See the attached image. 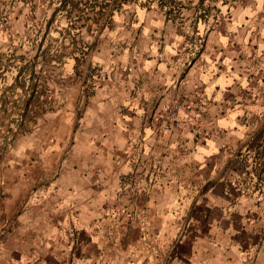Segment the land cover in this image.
Returning a JSON list of instances; mask_svg holds the SVG:
<instances>
[{"label": "crops", "instance_id": "obj_1", "mask_svg": "<svg viewBox=\"0 0 264 264\" xmlns=\"http://www.w3.org/2000/svg\"><path fill=\"white\" fill-rule=\"evenodd\" d=\"M182 1L171 19L137 11L141 37L78 123L75 110L60 115L0 158V264H264V180L261 195L236 180L258 174L239 165L264 147V75L234 60L208 0ZM241 33L264 59V23ZM246 89L259 99L231 105ZM173 100L191 110L162 132L154 120Z\"/></svg>", "mask_w": 264, "mask_h": 264}, {"label": "rangeland", "instance_id": "obj_2", "mask_svg": "<svg viewBox=\"0 0 264 264\" xmlns=\"http://www.w3.org/2000/svg\"><path fill=\"white\" fill-rule=\"evenodd\" d=\"M147 1L0 0V158L11 150L14 142L19 138L49 121L57 120L60 115L67 116L75 110L77 123L83 118L89 99L93 97L96 89L105 82V79L114 77L117 73V56L124 51V47H128V44L133 46L141 37L140 28L133 27L135 21L139 25L135 17L137 11L149 7ZM221 1L217 0L216 4L219 5ZM230 1L227 3L230 7L228 12L226 7L221 10L222 14L221 11L212 10L214 17L211 20L214 24L217 22V29L225 30V34L228 35L230 46L236 53L234 60L241 63L249 59L252 66L250 74L264 75V59L256 52L257 50L249 53L243 49L247 37L245 39L244 34L241 33L248 22H255L256 26L258 23H264V0H234L231 4ZM207 4L212 3L208 0ZM123 29L129 30L130 33L127 34L130 37L120 36L121 32L117 31ZM188 34L187 40H190L192 29ZM205 36L204 33L202 39ZM257 36L259 34L256 32L255 38ZM40 45L43 49L48 48L52 52L58 49L63 56L49 61L41 56L37 62H34L33 57ZM101 53H107L113 59L109 61L111 66L99 59ZM5 65H8V69L3 73ZM23 66H27L28 71L36 70L38 78L31 79L28 74L24 85L23 82L21 85L22 79L19 78L18 71ZM241 66L243 67L244 64ZM120 68L123 73L129 70L126 65ZM36 83H39V89L42 91L39 100H34L32 104L37 106L41 103L44 108L49 109L35 123L32 119H27L25 124L31 131L21 133L17 130L21 125L20 114L24 108V101L30 96L28 89ZM245 98L255 102L259 99V95L255 91L246 89L241 94H234L228 99L231 105H235ZM181 105V109L191 110L189 103H181ZM179 113L174 128L179 122ZM208 117L210 116L204 110L196 114L193 124L197 133L200 134L197 127L201 126V120ZM212 120L209 122H213ZM154 121L159 128L160 123L156 119ZM213 132H218L215 126ZM6 135L9 137H5ZM255 154L258 155V160L253 153L250 162L241 161L239 168L250 163L252 170H256L258 174L240 173L236 180L237 184H243L242 189H246L247 194L261 195L257 187L264 180L259 174L261 168L264 169V147L258 146ZM237 192L240 195L246 194L243 191Z\"/></svg>", "mask_w": 264, "mask_h": 264}, {"label": "trees", "instance_id": "obj_3", "mask_svg": "<svg viewBox=\"0 0 264 264\" xmlns=\"http://www.w3.org/2000/svg\"><path fill=\"white\" fill-rule=\"evenodd\" d=\"M206 1L207 0H198L197 3L199 4V6H202ZM209 1H211L213 4L208 5V9H206V12L208 10H215V9L216 11H219V12L221 11L220 6L216 4L217 0H209ZM232 1L234 0H231L230 4ZM147 2L149 4V7L150 5H157L160 10L164 11L167 19L175 18L177 14L179 13V11H181V9L185 7V3L182 0H148ZM228 2L229 0H222L220 4L225 5ZM42 47H43L42 45L38 47L37 53L33 57L34 62H37V59L41 56L43 59L47 61H49V59L50 60L60 59L63 56V53H59L58 49L52 52L50 49L48 48L43 49ZM84 54H86V52H84ZM12 57L14 56L12 55ZM12 57L10 56V58ZM7 66L8 65L4 66L3 73H6L8 69ZM18 72H19L18 74L19 78L22 79L20 82L21 85H22V82L24 85L26 81V76L28 74L30 75L29 78L31 79L38 78L36 74V70L31 69L30 71H28L27 66H23ZM28 90H30V96L24 101V108L22 109V113L20 114L21 115L20 117L21 125H20V128L17 129L21 133H26V132L31 131L30 128L26 127L25 121L27 119L29 120L32 119L33 122L35 123L38 120V118L42 116L49 109V108H44V106L41 103H39V105L37 106H34V104H32L34 100L38 101L40 98L42 90L39 89V83L32 85ZM35 107L36 109H34ZM5 137H9V136L6 135Z\"/></svg>", "mask_w": 264, "mask_h": 264}, {"label": "built area", "instance_id": "obj_4", "mask_svg": "<svg viewBox=\"0 0 264 264\" xmlns=\"http://www.w3.org/2000/svg\"><path fill=\"white\" fill-rule=\"evenodd\" d=\"M181 103L178 100H173L164 109L163 112L156 118L160 123L159 129L162 131H171L175 126L177 115L181 110Z\"/></svg>", "mask_w": 264, "mask_h": 264}]
</instances>
